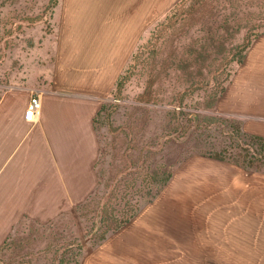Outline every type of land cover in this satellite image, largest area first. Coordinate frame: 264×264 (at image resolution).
Returning a JSON list of instances; mask_svg holds the SVG:
<instances>
[{
  "label": "rangeland",
  "instance_id": "1",
  "mask_svg": "<svg viewBox=\"0 0 264 264\" xmlns=\"http://www.w3.org/2000/svg\"><path fill=\"white\" fill-rule=\"evenodd\" d=\"M62 1L0 0V98L51 89ZM156 7L100 100L83 184L59 209L16 213L0 264H264V150L218 105L264 0Z\"/></svg>",
  "mask_w": 264,
  "mask_h": 264
},
{
  "label": "crops",
  "instance_id": "2",
  "mask_svg": "<svg viewBox=\"0 0 264 264\" xmlns=\"http://www.w3.org/2000/svg\"><path fill=\"white\" fill-rule=\"evenodd\" d=\"M157 0H66L50 90L0 98V242L16 213L56 210L96 155L93 121L142 34L163 12ZM41 108L25 119L31 96ZM264 137V33L248 49L218 102ZM18 215V214H17Z\"/></svg>",
  "mask_w": 264,
  "mask_h": 264
},
{
  "label": "built area",
  "instance_id": "3",
  "mask_svg": "<svg viewBox=\"0 0 264 264\" xmlns=\"http://www.w3.org/2000/svg\"><path fill=\"white\" fill-rule=\"evenodd\" d=\"M41 108V102L40 97L38 94H34L31 96L28 107L25 111V119L27 121H33L36 114L40 111Z\"/></svg>",
  "mask_w": 264,
  "mask_h": 264
},
{
  "label": "trees",
  "instance_id": "4",
  "mask_svg": "<svg viewBox=\"0 0 264 264\" xmlns=\"http://www.w3.org/2000/svg\"><path fill=\"white\" fill-rule=\"evenodd\" d=\"M238 63H241V61H238ZM222 90H223V89H222ZM98 112H99V111H98ZM98 112H97V114H98ZM94 121H95V117H94ZM94 121H93V122H94ZM250 138H251L253 141L257 142V143L263 148L262 150H264V137L251 135ZM252 163H253V162H252ZM166 180H167V178L164 180V182H166ZM135 212H136V211H134V213H132V214H131L127 219H125L124 221H120L119 224H117V225H113V226L110 225V226L106 227V229H105V231L103 232V234H102L100 240H103V239H104L105 234H106L108 231H110V230H113V231H114V230L119 229L124 223H126L131 217L134 216Z\"/></svg>",
  "mask_w": 264,
  "mask_h": 264
},
{
  "label": "bare ground",
  "instance_id": "5",
  "mask_svg": "<svg viewBox=\"0 0 264 264\" xmlns=\"http://www.w3.org/2000/svg\"><path fill=\"white\" fill-rule=\"evenodd\" d=\"M188 178V177H187Z\"/></svg>",
  "mask_w": 264,
  "mask_h": 264
}]
</instances>
